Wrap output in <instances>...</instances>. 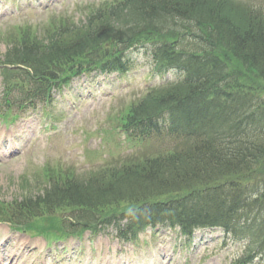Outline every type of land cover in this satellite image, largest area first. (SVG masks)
I'll return each instance as SVG.
<instances>
[{
    "label": "trees",
    "instance_id": "trees-1",
    "mask_svg": "<svg viewBox=\"0 0 264 264\" xmlns=\"http://www.w3.org/2000/svg\"><path fill=\"white\" fill-rule=\"evenodd\" d=\"M95 8L81 24L60 16L40 34L27 25L10 33L0 59L5 98L18 89L21 100L49 101L50 88L80 67L118 64L122 47L149 42L154 69L176 76L114 119L126 139L162 145L81 179L49 170L43 195L3 204L0 215L35 228L40 211L68 209L90 227L124 211L125 238L147 227L188 236L196 226H220L248 238L247 260L261 264L264 7L249 0H113Z\"/></svg>",
    "mask_w": 264,
    "mask_h": 264
},
{
    "label": "rangeland",
    "instance_id": "rangeland-1",
    "mask_svg": "<svg viewBox=\"0 0 264 264\" xmlns=\"http://www.w3.org/2000/svg\"><path fill=\"white\" fill-rule=\"evenodd\" d=\"M97 1L99 0H0V56L6 49L1 34L13 26L25 23L38 25L44 23L49 15L74 10L78 3L82 6L84 3ZM249 1L264 7V0ZM79 17L80 15H75L76 19ZM141 60L144 57L138 60L137 76L148 81L149 75L146 73L149 66ZM109 79L111 82H91L90 78L75 79L60 94L54 92L55 101L52 104L45 107L40 105L34 111L30 109L21 112L13 122L6 123L5 133L2 135L4 126L0 119V144L4 140L0 150L1 200L11 201L19 197L20 176L31 174L45 162L72 164L83 173L98 166L103 159H108L109 152L119 155L131 152L132 148L123 142L122 134L114 133L110 136L103 132L108 126L105 118L110 108L108 103L116 104L123 97L122 80L118 76H110ZM140 82V79L133 80L131 85ZM113 93L112 100H109ZM45 111L61 114L54 126L43 116L42 112ZM31 123L37 127L34 135L18 137L14 145L16 149L11 151L10 141H5L6 133ZM85 131L91 135L87 136ZM97 133H102V139ZM88 147L95 152L85 156L83 148ZM143 149L145 148L139 147L135 151ZM153 149L155 148L151 150ZM0 225H3L0 229V256L4 259L3 264L8 263L6 255L16 247L24 252L32 249L34 253L20 257L13 264H104L108 257L111 261H118V264H228L241 255L244 246V240L217 228L195 229L186 238L175 230L159 228L140 234L134 243L119 241L115 232L108 229L94 235L84 233L80 237H69L49 244L48 248L40 241L35 248L34 239L18 234L4 224ZM49 238L53 241L52 235ZM7 239L4 247L1 246ZM36 240L39 241L38 238ZM41 250L44 257L39 252Z\"/></svg>",
    "mask_w": 264,
    "mask_h": 264
},
{
    "label": "bare ground",
    "instance_id": "bare-ground-1",
    "mask_svg": "<svg viewBox=\"0 0 264 264\" xmlns=\"http://www.w3.org/2000/svg\"><path fill=\"white\" fill-rule=\"evenodd\" d=\"M27 253L24 252H18L17 250H15V252L12 254V258L15 259V257H23L26 256ZM3 261V258H0V264ZM11 262H9L8 264H10ZM114 263V262H113ZM109 259L106 260V264H113Z\"/></svg>",
    "mask_w": 264,
    "mask_h": 264
}]
</instances>
